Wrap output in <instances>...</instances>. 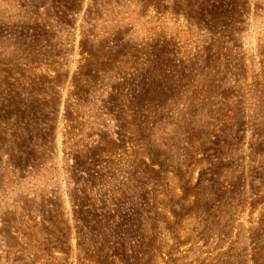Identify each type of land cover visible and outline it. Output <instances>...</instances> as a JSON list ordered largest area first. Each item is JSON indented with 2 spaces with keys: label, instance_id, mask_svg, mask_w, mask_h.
<instances>
[{
  "label": "rangeland",
  "instance_id": "374dc122",
  "mask_svg": "<svg viewBox=\"0 0 264 264\" xmlns=\"http://www.w3.org/2000/svg\"><path fill=\"white\" fill-rule=\"evenodd\" d=\"M0 264H264V0H0Z\"/></svg>",
  "mask_w": 264,
  "mask_h": 264
}]
</instances>
